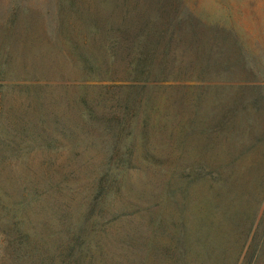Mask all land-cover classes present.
<instances>
[{"label": "rangeland", "instance_id": "rangeland-1", "mask_svg": "<svg viewBox=\"0 0 264 264\" xmlns=\"http://www.w3.org/2000/svg\"><path fill=\"white\" fill-rule=\"evenodd\" d=\"M171 19L182 26L161 32ZM137 48L154 53L163 74L147 85L145 124L130 123L118 141L117 130L106 134L104 125L115 128L120 106L143 90L131 87L136 78L124 62ZM4 51L11 61L0 78L7 96L0 103V152L20 147L31 154L30 172L5 170L4 185L11 201L20 194L19 177L40 183L42 203L29 220L36 240L53 235L48 248L55 249L56 208L92 198L93 165H117L114 149L127 152L134 143L122 196L99 223L110 234L129 233V249L92 252L91 264H157L168 249L171 264H252L253 250L264 243V112L257 120L252 111L251 128L238 114L234 131H212L224 109L241 101L240 83L264 82V0H0V56ZM112 54L114 70L96 77L114 82L88 83L96 87L89 101L100 103L102 122L88 131L75 104L86 81L78 58L106 69ZM225 66L235 69L223 74ZM32 83L47 87L44 103L17 86ZM22 162L12 157L4 164ZM257 264H264V246Z\"/></svg>", "mask_w": 264, "mask_h": 264}, {"label": "trees", "instance_id": "trees-1", "mask_svg": "<svg viewBox=\"0 0 264 264\" xmlns=\"http://www.w3.org/2000/svg\"><path fill=\"white\" fill-rule=\"evenodd\" d=\"M181 26V22L171 19L164 22L160 30L161 32L164 29L167 31L176 30ZM91 30L94 33H98L99 28H97L96 23H93ZM156 57L154 53H144L137 48L133 49L131 54H128L124 59L128 75L131 77L135 76L136 79L141 77V81L135 79V85L131 87L139 86L143 90L134 101L127 98L125 103L120 106L117 112L118 116L112 120L115 122V128L114 125H104L106 134H111L113 129L117 130L118 137L116 140L118 141L119 136L123 134L130 123H134V127H138L135 120L140 125V123L145 124L148 119V98L145 95V91L151 77H159L163 74L161 70L156 71L158 60V57L157 59ZM78 60L80 73L86 81L79 85L80 92L75 98V104L81 117L85 120L87 130H98L97 123L100 124L102 122L96 117L95 106H99L100 103L94 99L92 100V105H90L88 91L96 87L88 85V83L90 81L103 80L114 82L112 79L96 76L101 73L104 75L109 71L112 72L111 69L114 70L113 65L118 60V57L116 54H112L110 58L111 66L109 64L106 69L96 65L95 60H93L95 64L88 58L79 57ZM10 61L11 55L8 51H4L0 56V78L6 77L9 73ZM234 69L235 67L227 68L225 66L221 69V72L225 74L234 71ZM17 86L22 95L25 94L30 99L44 103V89L47 87L33 83ZM3 88L4 86L0 85L1 104L7 97ZM239 88L242 90L240 94L242 96L241 101L238 104L235 101L232 106L224 109L223 114L218 119L216 128L212 131V135L218 136L227 131H234L233 129L236 127L234 120L238 114L247 116L248 126L251 128L252 114L254 113L255 119L259 120L260 115L264 112V82H252V80H249L240 83ZM198 114L199 104L196 105L194 112L195 116H198ZM108 122H111V120L106 121V123ZM56 123L59 122L56 121ZM48 137L50 142L55 140L51 135ZM133 145L134 143L128 145L129 147H125L128 153L121 151V149H114L112 160L117 157L119 160L117 165H112L111 162H101L93 165L94 169L89 166L92 168V176L87 190L92 198H86L80 205L78 204L77 208L74 206V199H71L70 203L65 204L64 208H56L54 214L61 230L54 233L60 235V244L55 243V249L48 248V245L53 243V235L36 240V235L33 231L34 226L29 221L31 220L30 213L35 211L36 204L42 203V199L38 195V193H41L40 183L36 187V184L31 185L27 183L25 178L19 177L23 180L20 185V194L17 199L11 198V201L5 189V170L18 168L17 170H22L24 174L30 172L27 162L31 158L30 152H24L20 147L0 152V249H2L1 259L4 264H91L93 255L98 257L108 255L109 246L118 250H126L128 246L129 249L130 245L127 241L131 238L129 233L120 230L116 235L110 234L109 231L102 229L99 223L113 214L119 198L122 196L126 186L125 175L128 173L126 162L132 153ZM47 154L50 155L51 152ZM12 157L23 159L25 162L16 166H5L4 163H7V159ZM219 175L221 176V174ZM44 182L46 181L44 180ZM262 239H264V236ZM263 246L253 250L252 264H257L261 260ZM171 254L169 249L168 252H159L156 260V262L158 261L157 264H171Z\"/></svg>", "mask_w": 264, "mask_h": 264}]
</instances>
